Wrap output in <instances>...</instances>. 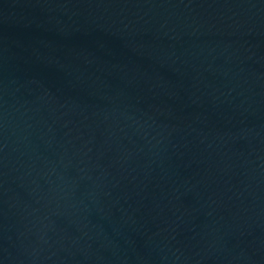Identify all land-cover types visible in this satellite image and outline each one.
Here are the masks:
<instances>
[{
  "label": "water",
  "instance_id": "1",
  "mask_svg": "<svg viewBox=\"0 0 264 264\" xmlns=\"http://www.w3.org/2000/svg\"><path fill=\"white\" fill-rule=\"evenodd\" d=\"M264 198V0H0V234Z\"/></svg>",
  "mask_w": 264,
  "mask_h": 264
}]
</instances>
